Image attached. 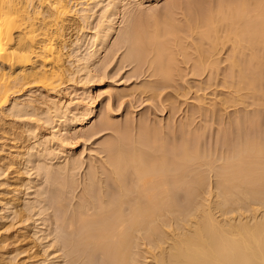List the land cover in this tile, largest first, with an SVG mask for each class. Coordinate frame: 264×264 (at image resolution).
<instances>
[{"label":"bare ground","instance_id":"1","mask_svg":"<svg viewBox=\"0 0 264 264\" xmlns=\"http://www.w3.org/2000/svg\"><path fill=\"white\" fill-rule=\"evenodd\" d=\"M88 1L90 0H0V131L7 130L3 125L7 121V109L11 108V113L14 114L15 111L16 115H20L19 112L22 113L28 106L33 108V112L31 109L25 112H29L28 115L32 113V120L36 116L35 121L38 123L45 119L44 122L51 124L52 129L51 136L40 135L41 142L37 144L41 147L35 149V152L30 150L33 147L31 144L26 145L28 149L25 154L28 155L23 157L26 161L21 158L24 156L21 151L23 155L20 158L15 157L14 153L12 156V151L9 153L12 157L6 152L0 153V170L1 163L4 162L6 166L14 167L17 170L14 173L20 175V168L27 170L32 166L31 170L36 163L38 174L43 172L54 180L52 185H60L56 192L57 200L69 199V215L66 213V217L61 219L66 221L69 229V264H264V143L258 136L242 139L237 146L235 143L227 148L222 147L220 154L203 152L200 140L193 146L184 143L173 150H167L158 137L149 142L141 140L143 138H132L130 125L127 123L122 129L115 127L116 136L100 143L103 155L97 151L101 156L98 157L99 161L95 159L85 169L83 190L79 195L75 193L79 186L75 174L82 162L75 153L76 157L68 153L71 152L69 140L75 134L71 135L75 128L73 122L77 121L79 125L93 119L97 115V101L92 98L93 101L85 103V98L80 97L64 101L57 87L70 79L78 83L84 78L89 82L96 78L98 74L93 75L92 66L101 55L100 49L104 48L115 30V15L120 3L125 0H111L109 9L102 16L106 20L99 23L95 48L86 56L75 54L74 58L73 53V61L71 58L70 61L74 63L75 69L71 71L70 68L69 71L66 61L71 53L64 51L69 45L68 30L79 21L77 17L89 23L93 9L86 5L90 4ZM95 1L99 4L103 0ZM172 17L167 15L163 25L154 19L152 23L137 22L124 29L121 45L127 46L125 60L138 66L145 62L148 55L153 54L151 64L155 74L161 78L171 77L176 60L172 39L179 38L175 34L180 29ZM205 20L206 28L202 31L201 39H207L210 48L204 49L201 41L197 44L201 62L217 49L221 40L220 29L223 27L228 34L233 33L235 53L251 47V56L261 61L260 47H264V0H223L219 2L217 9L209 12ZM83 39L79 35L70 42L80 45ZM181 40L178 39L176 44L186 53L187 46ZM232 63L238 65L236 56L232 58ZM215 64L216 60L212 59L210 65ZM80 71L81 78L77 81L73 73ZM239 75L237 90L242 88V83L254 86V76L248 77L243 68H240ZM33 87L46 90L45 96H39V99ZM24 93L28 96L22 102L18 97ZM88 95L83 97L92 96ZM22 109L24 110L21 111ZM77 113L83 118H79ZM108 115L93 128L91 126V129L83 130V137L90 138L111 127L114 123L111 125L112 116ZM9 121L12 123L7 121L10 126H15L12 120ZM33 123L26 130L28 135L36 138L38 124L34 126ZM2 125L6 130H1ZM19 125L15 127L18 128ZM14 138L16 141L21 140L19 136ZM53 142L57 143V154H65L64 163L57 164L61 162L58 160L55 165L51 164L50 159H53L55 150L51 148ZM20 159H23L22 166L19 165ZM2 170L1 173H4ZM6 179L7 185L9 180ZM15 180L9 182L16 186L10 189L13 193L20 190L22 185L27 189L36 186L31 179ZM2 181L1 183L4 182ZM44 189L47 192V188ZM19 190L16 191L18 194L13 195L10 194L11 191L3 189L6 195L12 196L0 197V208L3 210L0 215V230L17 224V221L11 222L14 224L12 226L10 221L4 220L12 213L14 217L20 218L19 221L22 220L20 229L27 231L31 227L29 210L33 209L32 200L25 202L26 208L20 206L18 209L27 200L23 197L24 193L19 195ZM40 193L42 190L38 194ZM26 194L30 193L27 191ZM1 195L4 196L5 193ZM181 197L187 198V206L184 207L181 203ZM74 198H77L76 201ZM58 203L61 205L63 201ZM28 219H31L29 223L23 222ZM21 222L18 223L22 224ZM33 233L34 236L39 235L38 230ZM2 236L0 264L8 258H4L3 254L12 252V255L17 251L13 253V249L9 247L11 243L6 241L7 236ZM40 237L37 236L39 239ZM57 244L53 243V252L58 250Z\"/></svg>","mask_w":264,"mask_h":264},{"label":"rangeland","instance_id":"2","mask_svg":"<svg viewBox=\"0 0 264 264\" xmlns=\"http://www.w3.org/2000/svg\"><path fill=\"white\" fill-rule=\"evenodd\" d=\"M221 1L223 0H125L120 3L117 14L115 15V30H113V33L107 39L104 48L100 49L101 51H99V53L101 55L98 56L99 58H96V63L92 66L94 68L92 70L94 72H92L93 75L98 74L96 78H94L93 81L91 80L92 78L89 79L91 82H89L88 79L87 82L84 78L83 80L87 83L83 80L76 83L74 79H70V81L66 80L64 83L60 84L58 86L59 88L57 87L64 101H70L72 98L77 100L79 97L80 99L85 98V103L86 101L90 103L93 99L97 101V115L91 120L88 119V122L84 124L78 125L77 121L75 123L73 122V126L76 129L74 128L71 131V135L75 134L74 136L72 135L73 137L71 136V140L68 139L70 141L69 151H71L68 153L70 155H74L75 153L82 162L80 169L76 170L78 174H75V178L78 179L76 182L79 183L78 188L75 189V193L79 195L83 190L82 186L86 181L85 171L89 164L95 162V159L98 160V157L103 155L100 149L101 144L106 139L112 138V136L116 134L117 131L114 132L115 127L117 129L119 126L118 129H122L123 125L125 126L127 123L130 125L129 130L132 138L136 140L143 138L141 140H147L149 142L153 138L158 137L167 150H173L182 146V144L184 145V143L193 146L196 145L195 143L199 142L197 140H200L199 144L203 152H218L220 154L222 147L227 148V146H233L235 143L237 146V143L239 144L240 141L242 142V139L252 136H258L264 143V47H260L261 61H259V58H253L251 56V47L245 48L241 53H235V45L232 39L233 33L231 32L228 34L227 29L223 27L220 29L219 34L221 40L218 42L217 49L213 51L214 53L211 52L212 55L205 56L204 61H200L197 44L201 41L204 49L207 50L210 48V42L207 39H203V41L201 39L202 31L206 28L205 19L209 12L217 9ZM88 2L90 3H86L88 8L90 6L93 9H90L92 11V16L90 17L89 23H85L80 17H77L79 21H76L72 29L68 30L69 33L67 38L69 39V45L65 47L64 51L66 53L69 52V54L71 53L69 58L67 56L69 60L67 59L66 61L67 65H69V71L70 68L71 71L75 69L74 63L72 64L71 62L73 61V57L75 58V54L86 56L95 48L97 29L99 28V23L106 20L102 16L103 13L109 9L111 0H103L99 4H96L95 0H90ZM83 7H85V5ZM167 15L173 16L174 22L180 29L176 32L177 34H175L176 38H179L176 40L174 38L172 39V48L175 53L174 57L176 58V64L175 62L173 63L172 75L168 78H161L159 75L155 74L154 66L151 64L153 54L148 55L145 62L141 65L136 66L134 63L129 64L124 57L126 55L125 53H127V46L121 45V43L123 42L122 34L124 29L136 25L137 22V24L142 22L152 23L154 19L159 21L160 25H163ZM78 23L81 24L79 25ZM83 24H85L84 28ZM79 35H82L84 38L80 45H75L70 42L72 39L75 40ZM178 39H182L181 41L184 42L183 45L187 46H185L186 53L182 52L179 45L176 44ZM73 53L74 56L72 57ZM234 56L238 59V65L232 63V58ZM212 59L216 60V64L213 66L210 65ZM101 67L104 68L102 69ZM240 68L245 70L248 77L251 75L255 77L254 86L244 85V83H242V88L237 90V85L240 80ZM96 69H100V71ZM101 70L103 73L102 75ZM95 72H100V74ZM81 74V71L79 73H73V77L77 78V81H79L81 78L79 75ZM32 89L35 90L34 93H36L38 97L40 96L43 98L45 96L46 90L43 88L40 87L37 89L33 87ZM110 92L112 94H110ZM87 95L89 97H83ZM27 96L28 94L24 93L18 97V100L24 102ZM40 97L39 99H41ZM37 103H39V101H37ZM40 103L39 105H42ZM109 105L112 110L108 108ZM28 107L25 108V110L28 111V109H31V112H33V108H30V106ZM38 109L36 111L40 112ZM10 110H6L9 114L7 113L5 119H7L9 124H12L11 121H9L12 120L13 125H20L16 128L15 126H10L7 121L3 122L7 130L2 125L1 130L4 128L6 131H0V150H2L0 153L6 152L11 154L12 151L11 155L14 156L15 154V157L18 158H20L23 153L24 156H21V158H26L28 155L25 154L28 149L26 145L31 144L34 149L32 150V147L30 150L33 152H35V149L37 150L40 148L41 146L37 144V142L40 141L39 137L41 134L51 136V124L45 123V119H42V121L39 120V123L36 122V115V117L33 118L34 120H32V113L30 112L31 114L28 115L29 112H25L24 109L21 110H24L22 113L18 111L20 115H16L15 113L17 112L15 111L13 114ZM113 111L118 113L114 114ZM107 114H109L108 116L110 117L112 116L111 125L114 123L111 127H108L109 129H103L90 138H88V136L83 137V130L89 129L91 126V128H93L95 124L97 125L100 123L102 118L107 117ZM77 116L83 118L81 114ZM72 117L73 116H71V118ZM55 121L54 124L52 123L53 125L56 124L57 121ZM6 123L10 128H8L9 126L6 127ZM32 123L34 126L37 124L39 125H37L36 128V133H38L36 138L33 135H28L26 130L27 127H29L28 125L31 126ZM14 136H19L21 140L17 138L19 141H16ZM67 136H69V134ZM86 137L88 139H86ZM24 139L26 140L24 141ZM12 145H16L17 147H12ZM51 145L52 150L55 149L53 151V159H50L51 164L55 165L56 161H61L57 164L64 163L65 154L64 156L62 153H60L62 156L57 154L59 151L56 150V142L51 143ZM3 148L6 149V151ZM14 151H18L19 156L18 153ZM97 151L102 155L100 156ZM76 155L74 156L76 157ZM23 159H20L21 164L19 165L21 166L23 164ZM219 161H217V163H219ZM3 163L4 162L1 163V170L3 169L5 174L3 172L1 173L0 170V183L2 180L4 181H2V185L0 184V197H9L12 196L10 194L15 195L19 193L16 192L19 190L18 189L14 191V194L12 192L13 190L10 189L15 185L13 184L14 186H12V184L9 183L17 178L20 180L27 179V181L30 179L34 180L33 182L36 183V186L28 189L24 188V185L19 187V195H23L24 193L23 197H26L25 199L27 200H24V203H22L23 205H19L18 209H20V206L24 208L28 199L30 201L32 200L31 204L33 207H31L33 209L29 210V212L31 211L30 218L32 220L28 219V221H23L29 223L31 220L30 229L27 231L20 229L21 225H23L21 222L22 220L19 221L20 218L18 216L14 217V213H12L9 218H4L6 222L10 221V223H16L15 221H17V224L14 225L11 223L10 225L14 226H9L10 228L5 229L6 231L4 229L0 230V241L2 240V235H4V238L7 236L6 241L11 243L9 247L13 249V253L17 251L12 255H10L12 252L7 253V255L3 254L4 258H8L4 260L2 264H5L6 261H8L6 264H69V229L66 227V221L61 220L66 213L69 215V199L62 200L63 204L61 203V205L58 203L62 202L57 200L58 193H56L60 185L58 186V184L54 183V187H52L54 180L52 178L49 179L43 172L42 174H38V167L35 168L36 165H38L36 163L31 170L29 169L32 166L27 170H25L26 168H20V175L14 173L17 172L14 167L6 166ZM4 165L6 168H3ZM39 173H41V171ZM7 174L9 175L8 177ZM5 177L9 180L8 184H10V186L8 187V184H5L7 183ZM51 179L53 181H51ZM18 181L19 180H17V182ZM43 188H47V192L43 191ZM3 189L6 192L11 191L12 193H7L8 196ZM7 189L10 191H7ZM41 190L42 193L38 194ZM27 191L30 194H26ZM2 192L5 193L4 196L1 195L4 194ZM66 195H69V193ZM66 198H69V196H66ZM76 199L74 198L73 200L76 201ZM181 200L184 207L187 206V198ZM0 207H2V202L0 203ZM1 209L2 208H0V215L3 212ZM35 227H37V229ZM34 229L36 232L37 230L39 231V235H37L38 233L35 235L39 237L41 236L40 234H42V237L45 235L43 238L44 240H41L42 237L39 239L37 236H34ZM25 233L26 235H24ZM27 235L29 236L27 237ZM24 236L26 237L24 238ZM1 242L0 246L2 245ZM54 242L58 243V250L55 252H53V250H55L53 249ZM16 246H18V249ZM22 248H24V250L27 249L23 251ZM18 251H20V254L16 256ZM13 255H15V257ZM56 255L60 256L56 257ZM13 257L15 259H13ZM40 259H43L44 262Z\"/></svg>","mask_w":264,"mask_h":264}]
</instances>
